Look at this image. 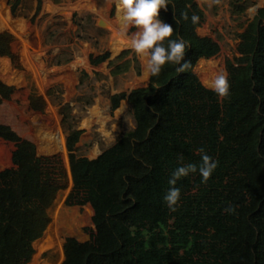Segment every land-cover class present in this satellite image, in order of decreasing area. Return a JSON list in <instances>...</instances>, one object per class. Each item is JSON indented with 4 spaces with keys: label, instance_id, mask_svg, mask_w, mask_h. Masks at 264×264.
<instances>
[{
    "label": "trees",
    "instance_id": "1",
    "mask_svg": "<svg viewBox=\"0 0 264 264\" xmlns=\"http://www.w3.org/2000/svg\"><path fill=\"white\" fill-rule=\"evenodd\" d=\"M187 10V0H171L159 13L173 38L185 41L186 72L166 64L128 97H111L112 109L128 98L134 129L94 159L73 152L81 131L67 137L73 188L66 203L91 205L95 233L87 241L66 238L61 264H264V8L239 35V55L225 62L224 98L195 73L215 51ZM10 42L0 32V55H9ZM12 90L0 82V105ZM0 137L15 144L14 167L0 171V264H28L61 186L32 141L2 123ZM199 149L217 168L207 182L198 172L178 179L180 199L171 211L163 200L171 174L199 166Z\"/></svg>",
    "mask_w": 264,
    "mask_h": 264
},
{
    "label": "rangeland",
    "instance_id": "2",
    "mask_svg": "<svg viewBox=\"0 0 264 264\" xmlns=\"http://www.w3.org/2000/svg\"><path fill=\"white\" fill-rule=\"evenodd\" d=\"M16 1L0 0V6L9 17L24 22L29 38L11 28L0 29L11 35L9 55H0V82L13 88L9 98L0 105V123L9 125L22 138L36 145V154L44 169L51 172L61 186L49 209L50 222L43 235L33 243L35 251L28 263L61 264L65 258L66 238L87 241L95 233L91 205L66 203L73 188L67 137L73 131H81L73 152L78 157L97 158L121 135L135 127L130 104L122 99L119 107L112 109L111 97L147 85L150 75L145 76L144 60L130 47H122L116 53L111 49L112 31L102 25L101 20H115V0H109L104 18L89 8L68 9L80 0H19L12 12L11 7ZM187 3L190 17L198 18L195 23L198 34L209 38L215 51L212 57L198 61L195 73L201 81L203 76L198 68L202 61H210L214 74L223 72L227 75L225 62L239 55V35L257 11L264 8V0H187ZM81 4L84 5V1ZM52 7L55 10L52 11ZM137 32L138 29L132 26L124 35L133 38ZM39 49L42 63L48 69L45 77L42 73L36 74L27 64L17 68L11 63L13 56L31 57ZM106 53L109 56L104 61L91 62ZM80 59L86 60L87 65L72 68ZM3 61L9 63L4 71L1 68ZM66 71L69 78L61 75ZM17 72L20 78L14 80ZM98 99L104 101L100 108L109 117L108 136L99 131L98 125L91 129L85 126ZM33 103L42 109H33ZM123 106L126 108L118 114ZM34 113L56 121L54 131L58 130L64 139V152H44L34 126L28 120ZM14 149L13 142L0 137V171L14 167ZM50 239L54 244H50Z\"/></svg>",
    "mask_w": 264,
    "mask_h": 264
},
{
    "label": "clouds",
    "instance_id": "3",
    "mask_svg": "<svg viewBox=\"0 0 264 264\" xmlns=\"http://www.w3.org/2000/svg\"><path fill=\"white\" fill-rule=\"evenodd\" d=\"M170 4L171 0H117L116 18L121 32H126L132 26L138 29L128 46L144 60L145 73L149 75H157L166 64L174 65L177 73L186 72L190 65V62L184 59L185 41L173 38V27L159 18L160 10L166 9ZM182 19H188L187 15L182 14ZM197 19L193 15L192 23L195 24ZM176 35L178 37V33ZM200 83L202 87L215 93L218 98L229 95L228 78L223 72L201 79ZM198 151L201 152L199 166L192 163L184 164L177 167L171 174L168 183L173 187H170L163 196V200L171 211H175L180 199V189L174 187L178 179L198 172L202 182H207L217 168L215 159L204 154L203 149ZM225 211L231 213L233 209L229 207Z\"/></svg>",
    "mask_w": 264,
    "mask_h": 264
},
{
    "label": "bare ground",
    "instance_id": "4",
    "mask_svg": "<svg viewBox=\"0 0 264 264\" xmlns=\"http://www.w3.org/2000/svg\"><path fill=\"white\" fill-rule=\"evenodd\" d=\"M82 1H84V5H82ZM109 0H80L79 2L74 3L73 5H69L68 9H84L89 8L95 14H98L102 18L107 12V5ZM117 4V0H115V5ZM55 10V7H52V11ZM103 25L106 28H109L112 31V42H111V49L114 53L118 52L122 47H129V41L131 38L125 37V32H121V27L117 18L114 21H105L104 19L101 20ZM2 28H11L17 34L25 35L29 38V32H26V28L24 22L21 19H13L9 17L4 7L0 6V29ZM26 55V54H25ZM12 64H16L17 68L22 65L27 64L29 68L34 71L36 74L42 75L45 77L48 74L47 67L42 63L41 59V51L40 49L33 52L31 57L25 56L24 57H17L13 56L11 59ZM9 63L3 61L1 68L6 70L8 68ZM79 65H87L86 60L80 59L73 64L72 68L78 67ZM200 75H202V79L210 78L214 75L212 70V62L202 61L201 65L198 68ZM19 72V71H18ZM18 72L15 75V79L17 80L20 78ZM60 72V71H59ZM67 71L62 73L61 75L69 78L67 75ZM146 76V73H145ZM43 79V77H42ZM104 103L102 99H98L97 105L95 108L91 110L90 117L85 121V126L88 129H91L93 126L98 125L99 131L102 132L104 135L108 136L110 134L109 130L107 129V123L109 122L108 115L105 114V110L100 108V106ZM126 107L123 106L119 109L118 114H120ZM29 117L28 120L32 122L36 132L38 139L41 141V148L44 152L47 153H59L64 152V139L62 135L59 133L58 130L54 131L56 127V121L50 118L43 117L40 114L34 113ZM50 244H54V240L50 239Z\"/></svg>",
    "mask_w": 264,
    "mask_h": 264
},
{
    "label": "water",
    "instance_id": "5",
    "mask_svg": "<svg viewBox=\"0 0 264 264\" xmlns=\"http://www.w3.org/2000/svg\"><path fill=\"white\" fill-rule=\"evenodd\" d=\"M101 24L103 25V22H102V21H101ZM130 92H131V91H129V92L126 93V94H127V97H128V95L130 94ZM127 97L125 98V100L128 102V98H127ZM128 103H129V102H128Z\"/></svg>",
    "mask_w": 264,
    "mask_h": 264
}]
</instances>
